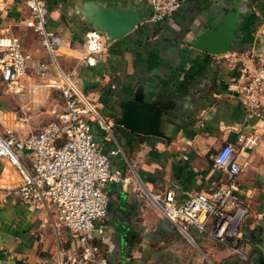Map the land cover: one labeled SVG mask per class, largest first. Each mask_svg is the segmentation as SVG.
I'll return each instance as SVG.
<instances>
[{
    "label": "crops",
    "instance_id": "obj_1",
    "mask_svg": "<svg viewBox=\"0 0 264 264\" xmlns=\"http://www.w3.org/2000/svg\"><path fill=\"white\" fill-rule=\"evenodd\" d=\"M88 1L137 12L140 22L121 37L106 42L93 66L78 59L84 34L96 30L84 18ZM46 26L61 38L56 64L82 80L94 83L83 91L92 98L113 139L91 123V131L109 156L110 166L129 176V183L104 186L107 208L101 235L95 242L107 262L114 264H264V97L261 115L246 111L228 91L227 84L244 80L264 64V0H180L168 18L152 20L145 0H44ZM242 13L238 38L223 54H209L185 44L198 30L212 29L224 14ZM21 0H0V33L22 38L34 35L23 24ZM97 31V30H96ZM29 36V37H30ZM38 43V42H37ZM24 49L31 53L26 48ZM44 51V50H43ZM39 59L44 56L35 55ZM134 92L143 102L158 100V130L164 137L139 134L113 122L120 115L118 102ZM0 110L20 102L0 86ZM49 118L46 106L30 119L33 129ZM255 143L242 146L238 136ZM224 143L243 163L233 180L234 193L247 214L239 228L238 251L218 242L210 228H189L192 241L179 235L150 200V193L171 189L176 202L190 194L207 192L227 183L210 168V155ZM17 175L0 159V264H55L58 252L69 243L67 230L57 223L53 209L36 210L10 193Z\"/></svg>",
    "mask_w": 264,
    "mask_h": 264
},
{
    "label": "built area",
    "instance_id": "obj_2",
    "mask_svg": "<svg viewBox=\"0 0 264 264\" xmlns=\"http://www.w3.org/2000/svg\"><path fill=\"white\" fill-rule=\"evenodd\" d=\"M26 9L23 24L38 37L45 59L24 49V40L14 33H0V86L15 98H24L12 109L0 110V159L17 175L10 193L36 210L53 209L57 223L69 236L68 246L58 252L55 264H114L106 261L95 242L101 235V222L107 208L104 186L117 183L125 187L129 176L110 166L109 156L91 131L94 123L102 139H113L110 122L97 111L92 98L78 87L73 74L59 68L55 53L61 38L46 26L44 0H21ZM152 20L170 17L180 0H145ZM83 51L78 59L93 66L105 50L100 33L84 34ZM228 91L242 107L261 115L264 97V64L257 66L244 80L227 84ZM46 106L49 118L37 128L30 127L35 111ZM242 146H251L254 138L238 136ZM233 147L224 143L210 155V168L226 176L227 183L207 192L190 194L176 202L171 189L150 193V200L181 237L191 242L189 228L198 232L210 228L212 236L238 251L239 228L247 214L246 205L234 193V178L243 163L232 156Z\"/></svg>",
    "mask_w": 264,
    "mask_h": 264
},
{
    "label": "water",
    "instance_id": "obj_3",
    "mask_svg": "<svg viewBox=\"0 0 264 264\" xmlns=\"http://www.w3.org/2000/svg\"><path fill=\"white\" fill-rule=\"evenodd\" d=\"M83 11L85 20L104 34L106 42L121 37L140 22L137 12L120 10L116 5L102 7L88 1ZM241 18L239 8L229 10L212 29L198 30L185 44L205 53L223 54L238 38V23ZM93 83L92 80H82V92L89 89ZM118 107L121 113L113 118L114 123L139 134L164 137L158 130L160 112L163 109L158 100L143 102L142 96L134 92L131 98L118 102Z\"/></svg>",
    "mask_w": 264,
    "mask_h": 264
},
{
    "label": "rangeland",
    "instance_id": "obj_4",
    "mask_svg": "<svg viewBox=\"0 0 264 264\" xmlns=\"http://www.w3.org/2000/svg\"><path fill=\"white\" fill-rule=\"evenodd\" d=\"M49 30H50V28L49 27H47ZM30 36V35H29ZM28 35H26L24 38H23V40H24V43L26 42V48L31 52V53H33V54H35V55H39V56H42L43 55V48L39 45V42H38V37L37 36H35V35H32V37L30 36L29 37ZM38 42V43H37ZM56 54H57V52L55 53V56H56ZM46 56H45V53H44V56L42 57V58H45ZM75 79H77L76 77H75ZM0 95H1V93H0ZM24 98V96L23 95H20L19 96V98H18V100H22ZM96 109H97V111H98V113L100 114V110L98 109V107L96 106ZM42 110V109H41ZM101 115V114H100ZM37 127H39V125L38 126H36L35 128H37Z\"/></svg>",
    "mask_w": 264,
    "mask_h": 264
}]
</instances>
